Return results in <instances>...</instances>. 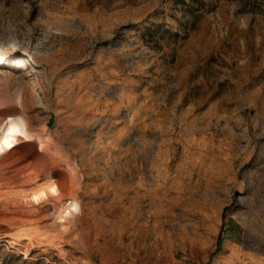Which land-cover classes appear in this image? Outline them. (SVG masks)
<instances>
[{
  "label": "rangeland",
  "instance_id": "1",
  "mask_svg": "<svg viewBox=\"0 0 264 264\" xmlns=\"http://www.w3.org/2000/svg\"><path fill=\"white\" fill-rule=\"evenodd\" d=\"M5 109L57 185L0 264H264V0H0Z\"/></svg>",
  "mask_w": 264,
  "mask_h": 264
},
{
  "label": "bare ground",
  "instance_id": "2",
  "mask_svg": "<svg viewBox=\"0 0 264 264\" xmlns=\"http://www.w3.org/2000/svg\"><path fill=\"white\" fill-rule=\"evenodd\" d=\"M29 131L19 115L0 111V203L41 222L51 202L49 181L54 187L57 183L51 177L52 151Z\"/></svg>",
  "mask_w": 264,
  "mask_h": 264
}]
</instances>
